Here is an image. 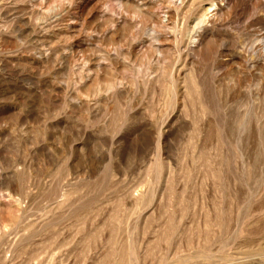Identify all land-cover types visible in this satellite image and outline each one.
<instances>
[{"label":"rangeland","instance_id":"rangeland-1","mask_svg":"<svg viewBox=\"0 0 264 264\" xmlns=\"http://www.w3.org/2000/svg\"><path fill=\"white\" fill-rule=\"evenodd\" d=\"M0 264H264V0H0Z\"/></svg>","mask_w":264,"mask_h":264},{"label":"bare ground","instance_id":"bare-ground-1","mask_svg":"<svg viewBox=\"0 0 264 264\" xmlns=\"http://www.w3.org/2000/svg\"><path fill=\"white\" fill-rule=\"evenodd\" d=\"M206 12V11H205ZM210 12V9L208 10V13ZM208 16V15H207Z\"/></svg>","mask_w":264,"mask_h":264}]
</instances>
